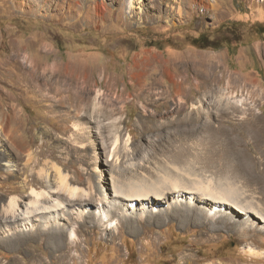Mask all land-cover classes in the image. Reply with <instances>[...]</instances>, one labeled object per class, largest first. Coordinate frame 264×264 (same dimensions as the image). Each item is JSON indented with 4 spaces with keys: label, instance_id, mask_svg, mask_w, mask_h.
I'll return each instance as SVG.
<instances>
[{
    "label": "rangeland",
    "instance_id": "374dc122",
    "mask_svg": "<svg viewBox=\"0 0 264 264\" xmlns=\"http://www.w3.org/2000/svg\"><path fill=\"white\" fill-rule=\"evenodd\" d=\"M127 2L0 0V264H264L199 201L264 210V0ZM68 71L73 89L52 86ZM113 180L156 198L100 223ZM55 203L61 246L39 226Z\"/></svg>",
    "mask_w": 264,
    "mask_h": 264
},
{
    "label": "bare ground",
    "instance_id": "6f19581e",
    "mask_svg": "<svg viewBox=\"0 0 264 264\" xmlns=\"http://www.w3.org/2000/svg\"><path fill=\"white\" fill-rule=\"evenodd\" d=\"M135 8H136L135 7V0H128L127 9L129 11H133ZM56 74H57V72H56ZM54 78H56V81L54 82L53 80H51L53 82V83H51L52 86L53 85H61V83L64 82L63 84L65 86L69 87L70 89H73L74 84H75L76 80L78 79L77 76H75L74 72H73V74H70L69 71L66 75H65V73H62L59 75L58 78L56 76ZM24 79L27 81L28 79L32 80L33 78L32 77L28 78V75L26 73V78L24 77ZM50 79H51V77H50ZM63 79H65V80H63ZM46 84H47V86H49V83H46ZM53 89H52V87H50L49 91L53 90ZM51 94H52V92H51ZM237 104L239 105V103H236L235 106H238ZM245 105L248 106L249 104H245ZM240 110L242 111V113L243 112L248 113L249 116H252L253 112H254V108L251 106H249L248 108H243V106H242L240 108ZM252 120H253L255 126H257V127L264 124V121L260 117H254ZM261 127H263V126H261ZM12 135L9 134L8 136H12ZM60 178H61L60 183L62 185L66 186L65 191H67V193L69 195L74 196L78 192L79 189L74 188L72 186H69V184L67 183L66 176L61 175ZM113 182H114L113 193L112 192L108 193V191L107 192L104 191V193H102L103 198H102L100 204H103L105 206L104 209L102 210L103 211L102 214L100 213V215H98L96 213H89L90 215H92V218L94 217L100 223H106L107 225H110L112 223V220H114L112 218V216L114 214H116L114 211H118L119 212L118 215H121L122 217L125 216L126 219H129L130 217H134V215L136 213V211H135L136 205L134 203L135 201L137 202L140 199H147L148 200V198H153V199L156 198V197L152 196V194H148L147 196H144V194H141L136 187L129 186V187L124 188L118 184L117 180H115V181L113 180ZM223 191H224V188H223ZM144 192L146 193V190ZM181 192L180 191H178V192L170 191V190H166V191L158 190V192L156 193L157 200L159 202L164 201L168 197L166 195H168V194L173 195V193H174L176 195L174 199L177 200V202H178L179 199L181 197H183V194ZM33 193L36 197L38 196V194L35 191H33ZM195 199H196V197H194V198L191 197L190 201H194ZM209 199H210L209 197L199 199L200 203L202 202L201 204L203 205L200 207H202L203 210L206 211L207 219H209L211 217L210 215H212L213 217L216 218V220L213 219L214 220L213 224L216 226H219V227H217L218 229L222 228V229H226L229 232H235V233H237V235L239 234V236H242L243 240L246 242H248L250 239L253 240L252 241L253 243H248L245 246V248L243 249L244 254L249 256V259L247 261L252 262V263L263 261L264 260V249H263L264 248V210H262V209L256 210L257 209L256 206L242 205V204L240 205V204H237L236 202H235V205L230 204V202H228L229 200H228L227 196L225 198H221L220 200H217L214 202L209 201ZM225 200H227V202ZM126 201L128 202L127 205L130 202L132 204V205H130L131 206L130 207L131 212L129 215L124 213V211H126V210L121 205V202L125 203ZM231 202H234V200ZM35 203H36V201H32V204H35ZM88 203L89 204L93 203L91 198L89 199V198L82 196V199H77V201H75V204H73L71 206H77V205L80 206V209H82L80 215H85L86 213L88 214V212H90L88 210V208L90 207V205ZM15 205H16L15 201H12L11 205H10L12 211H13L12 207H15ZM53 205L59 206L60 208L57 207L56 209H54L51 207H47L46 209H48V210H45L46 212L45 211H39L38 212V214H43V216L45 217L39 226L42 229H46L49 224L52 225L51 227L53 228L52 229L53 234H52L51 240L55 246H61L65 241L72 239V237L75 236V232L72 229L71 230L67 229L66 226H62V225L59 226V223H58V220L60 219V211L62 209L63 210L66 209L67 206L60 204V203H58V204L55 203ZM84 205H87L88 207H86ZM81 206L83 208H81ZM116 207H118V208H116ZM254 207H256V208H254ZM188 208H191V206H189ZM143 209H144V211L146 210L145 207ZM197 210H199V209H197ZM113 212H114V214H113ZM222 212H225V214H223ZM23 213H26V212H24V211L21 212V214H20L21 218L17 219L19 221L22 220V222L19 224V227L17 226L18 230H15L16 232L22 231L25 233V232H29L30 230L34 229V224H32V220L31 219L24 220ZM153 213L159 214V215L161 214V213H157V211H155ZM240 214L245 215L246 219H243V220L237 219L238 217H240ZM254 237H257L256 239L259 238L258 244L254 243V241H255ZM64 238H66V240ZM254 246H258V248L254 247ZM186 258L187 259H186L185 264H189V263L191 264L193 258L191 256H187ZM254 261H256V262H254ZM236 264H238V263H236Z\"/></svg>",
    "mask_w": 264,
    "mask_h": 264
},
{
    "label": "trees",
    "instance_id": "16d2710c",
    "mask_svg": "<svg viewBox=\"0 0 264 264\" xmlns=\"http://www.w3.org/2000/svg\"><path fill=\"white\" fill-rule=\"evenodd\" d=\"M204 41H206L207 43H199L200 45H201V47H205L206 45H208L209 44V42L204 38V36L202 35V36H200V37H198L197 39H196V41L195 42H204ZM203 44V45H202ZM205 45V46H204ZM219 47V46H218ZM218 47H216V48H218Z\"/></svg>",
    "mask_w": 264,
    "mask_h": 264
}]
</instances>
